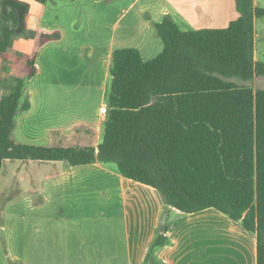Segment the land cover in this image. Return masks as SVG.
Masks as SVG:
<instances>
[{
    "label": "crops",
    "instance_id": "obj_1",
    "mask_svg": "<svg viewBox=\"0 0 264 264\" xmlns=\"http://www.w3.org/2000/svg\"><path fill=\"white\" fill-rule=\"evenodd\" d=\"M14 1L27 11L12 54L7 60L0 56V100L24 56L37 50L38 72L27 85L31 107L18 114L12 138L49 146L98 147L113 52L133 47L144 60L157 57L164 47L155 23L166 14L183 31L225 28L239 16L236 0ZM254 4L259 7L258 0ZM262 17L254 22V56L260 60ZM43 32L60 37L38 44ZM164 203L156 188L125 177L113 162L7 159L0 168V259L4 264L8 258L22 264H134L135 251L145 246L138 244L156 234ZM254 251L257 264L256 240Z\"/></svg>",
    "mask_w": 264,
    "mask_h": 264
},
{
    "label": "trees",
    "instance_id": "obj_2",
    "mask_svg": "<svg viewBox=\"0 0 264 264\" xmlns=\"http://www.w3.org/2000/svg\"><path fill=\"white\" fill-rule=\"evenodd\" d=\"M236 8L239 16L227 27L191 31L166 14L155 23L164 48L151 60L133 47L113 52L110 110L97 148L12 138L18 114L31 107L27 85L38 72L37 50L25 55L0 100V168L7 159L116 163L125 177L156 188L169 207L214 208L241 222L256 234L257 264H264V88L248 84L264 77V60L254 56V22L264 8L254 0H236ZM26 11L14 0L0 4L4 60ZM59 37L43 32L38 44ZM167 242L161 223L152 249Z\"/></svg>",
    "mask_w": 264,
    "mask_h": 264
},
{
    "label": "rangeland",
    "instance_id": "obj_3",
    "mask_svg": "<svg viewBox=\"0 0 264 264\" xmlns=\"http://www.w3.org/2000/svg\"><path fill=\"white\" fill-rule=\"evenodd\" d=\"M258 3L264 8V0ZM259 24L264 25V17ZM248 84L254 89L264 88V77ZM160 217L155 236L148 241L143 238L138 244L145 246L135 251L134 264H255L256 234L221 211L208 208L184 213L165 204ZM161 223L167 225L171 235L166 244L152 249ZM24 253L27 257V249ZM12 262L20 263L8 258L7 264ZM0 264H4L1 259Z\"/></svg>",
    "mask_w": 264,
    "mask_h": 264
},
{
    "label": "built area",
    "instance_id": "obj_4",
    "mask_svg": "<svg viewBox=\"0 0 264 264\" xmlns=\"http://www.w3.org/2000/svg\"><path fill=\"white\" fill-rule=\"evenodd\" d=\"M109 106L108 105H102L100 108V113L104 116H107V114L109 113Z\"/></svg>",
    "mask_w": 264,
    "mask_h": 264
}]
</instances>
